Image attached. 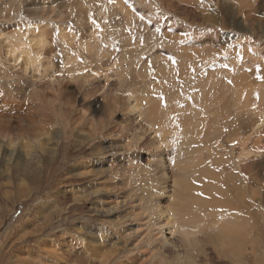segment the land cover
Here are the masks:
<instances>
[{
    "label": "rangeland",
    "instance_id": "rangeland-1",
    "mask_svg": "<svg viewBox=\"0 0 264 264\" xmlns=\"http://www.w3.org/2000/svg\"><path fill=\"white\" fill-rule=\"evenodd\" d=\"M262 3L0 0V76L20 80L24 91L16 96L20 105L0 107L11 111L6 114L12 115L16 127L12 139L24 132L19 126L29 129L22 139L31 144L32 129L46 141L47 132L57 128L59 144L49 143L43 156L33 149L40 157L33 162L38 159L39 166L56 149L78 140L65 158L69 167L44 182L12 175L10 162L1 160L0 264H100L103 253H114L112 246H102L113 242L122 253L106 264H142L153 254L150 264H264V153L254 155L262 151L264 124L252 125L264 121ZM79 5L82 18L77 17ZM103 5L106 10L99 13ZM227 9L231 16H226ZM61 29L73 37L68 32L62 36ZM44 36L46 43L36 45ZM20 47L31 50L34 64L20 54ZM75 53L87 65L80 80L63 67L66 55ZM95 69L97 76L88 79ZM210 78L219 80L218 90L228 93L219 107L202 103L216 93L207 85ZM1 88L0 100H5L9 90ZM229 94L232 102L227 106ZM235 104L247 109L240 112ZM43 110L63 111L66 122L54 116L49 124L37 114ZM4 113L0 111V119ZM159 113L165 115L166 126ZM243 146L254 152L249 158L241 156ZM30 157L21 153L23 166ZM83 162L93 169L88 177L79 174L87 170ZM187 166L202 199L213 205L200 204L203 221L187 220L178 196L177 180ZM208 166L217 174L212 184L221 183L223 190H211L207 177L199 179L207 175L203 170ZM101 185V190L95 189ZM112 207L115 210H108ZM239 210L247 215L249 226L229 241L219 225Z\"/></svg>",
    "mask_w": 264,
    "mask_h": 264
},
{
    "label": "bare ground",
    "instance_id": "bare-ground-1",
    "mask_svg": "<svg viewBox=\"0 0 264 264\" xmlns=\"http://www.w3.org/2000/svg\"><path fill=\"white\" fill-rule=\"evenodd\" d=\"M221 6H224V5H221ZM227 6V5H226ZM260 7H262L263 8V11H264V3H262L261 5H260ZM42 8V7H41ZM52 8V7H51ZM81 6L79 5V14L77 15V17L78 18H82V13L83 12H81L80 10H81ZM84 8V7H83ZM229 8V7H228ZM226 9V8H225ZM52 10V9H51ZM106 10V6H102L101 7V9H99L98 10V12L100 13L101 11H105ZM222 10V9H221ZM228 10V11H227ZM227 10H225L224 12H225V14H226V16L228 17V15H230V10L229 9H227ZM264 13V12H263ZM224 14V15H225ZM223 15V14H222ZM231 16V15H230ZM229 16V17H230ZM225 17V16H224ZM233 18V17H232ZM223 22L225 23L226 22V20L224 21L223 20ZM222 22V23H223ZM221 23V22H220ZM226 24V23H225ZM224 24V25H225ZM227 25V24H226ZM235 25V24H234ZM223 26V25H222ZM229 26V25H228ZM232 26V25H231ZM244 27V26H243ZM240 28V27H239ZM61 35L62 36H64L65 35V33H67L68 32V36H69V38H71V37H73V35L72 34H70V31H66V32H63L62 33V29H61ZM45 36L44 37H42V38H39L37 41L39 42H37V43H35L36 45H38L39 46V44H44V43H46V41H44L45 40ZM93 38V37H92ZM36 41V40H35ZM35 41H33V43L35 42ZM90 41V40H89ZM44 42V43H43ZM70 43V42H69ZM92 43V42H91ZM34 44V45H35ZM17 47H19V46H17ZM88 48V47H87ZM90 48V47H89ZM15 49V48H14ZM10 50H11V48H10ZM12 50H13V48H12ZM20 50H21V47H20ZM36 50V49H35ZM29 51H31V50H29ZM29 51L27 50V49H23V50H21V52H20V54L23 56V55H27L26 57L27 58H25L26 60H28V61H30L31 62V64H32V62L34 61L35 62V60H34V58L32 57V55H30L29 54ZM13 52H15V51H13ZM17 53V52H16ZM36 53V52H35ZM14 54V53H13ZM18 55L19 54H15V56H14V59H17L18 60ZM36 56V55H35ZM67 56V60L65 61V63H63V67H65L64 68V70L66 69V70H68V72L70 73V75H71V77L72 78H77V80L79 79L80 80V78L81 77H83V73H85L86 71V63H82V62H79L78 61V56H77V54L75 53V54H68V55H66ZM24 58V57H23ZM16 61V60H15ZM83 61V60H82ZM34 62H33V64H34ZM26 63V62H25ZM28 63V62H27ZM26 63V64H27ZM30 64V63H29ZM30 64V65H31ZM40 65V64H39ZM39 65H37V66H39ZM29 66V65H28ZM48 67V66H47ZM51 67V66H50ZM49 67V68H50ZM90 67V66H89ZM99 66L98 65H96V68H98ZM47 70H49L48 68L45 70V71H47ZM52 71V70H51ZM99 71V70H98ZM97 74H98V72H97V70L95 69V71H92L91 72V74H90V76L88 75V74H86V75H88L87 76V78L88 79H90V78H92L93 76L95 77V76H97ZM0 77H7V80H5V81H0V87H2L1 89H3V90H9L6 94H5V96H6V98L7 99H5V100H0V101H2V103H0V107L2 106V105H7V106H12L13 107V104H14V102H16L18 105H20V103L21 102H19L18 101V98L16 97V96H21V95H23V88H22V85H21V83H20V80H14V79H10V77L9 76H7V74H4V75H1ZM88 79H84V81L86 82V80H88ZM83 81V80H82ZM206 82L208 83L207 85H209L210 87H212V88H214V90L216 91V93L215 92H213L214 94V96L212 95V96H209L207 99H205V97H204V99H202V103L206 106V107H216V106H218L220 103H221V101L222 100H225V98H226V96L228 95V93H227V91L224 89V88H220V90H218V87L221 85V84H217V82H219V80H217L216 81V79H214V78H210L209 80H206ZM220 83V82H219ZM201 86V85H200ZM235 90V89H234ZM196 93V92H195ZM230 96H228V98L226 99V101H227V106H229V103L230 102H232V101H230L231 100V94H229ZM207 97V96H206ZM9 100H11V102L9 101ZM154 100V99H153ZM152 100V101H153ZM157 102V101H156ZM154 104L155 103H153V106H154ZM156 104H158V103H156ZM152 105V104H151ZM236 105V104H235ZM234 105V106H235ZM135 108L137 109V107H139V105H138V103H136L135 104ZM157 106V111H158V105H156ZM187 106L188 107H192V106H190L189 105V102H187ZM233 106V105H232ZM231 106V107H232ZM237 106V105H236ZM20 107V106H19ZM188 107H187V109H188ZM219 107V106H218ZM6 108H0V111H2V112H5L4 114H3V116H6V117H3V118H1L0 119V162H1V160L2 159H4L5 161H8V162H10V165H11V167H10V169L12 170L13 169V171H12V175H14V176H18V175H20V174H22L23 176H25L26 178H28L29 180H31L32 182H35V181H41V182H44V181H46V179H45V177H51V176H53V175H56V173H58L61 169H62V167L64 168V169H66V168H68L69 167V165H68V163H66L65 162V158H67L68 157V155L72 152L71 150L75 147L76 148V146H77V144H78V140L77 139H75V141H73V140H71V142H67L66 143V145L64 144V146L62 147V149L60 148H58V149H56V153H54L55 155H52L50 158H48V161L46 162L45 160H43V161H45L46 162V164H44L43 166H39L38 165V163L40 162L38 159L37 160H35L34 162H33V160L34 159H36V158H38L39 156H38V154L37 153H35V152H33L34 150L33 149H39L40 150V152H41V156H43V154L42 153H45V152H48V150H46V149H48L47 148V146L48 145H50L49 143H51V142H53L54 140H56L57 141V143L59 144V139H58V136L56 135V133L54 132V131H57V128H54V130H53V133H49V132H47V140L46 141H44V139H42L41 137H43V135L41 134V133H39V134H37V130L34 128V129H32L31 131H32V133L34 134V136H35V139L32 141V144H31V142L30 141H26V140H23L22 138H25L26 137V134H27V132H28V130L29 129H27V128H25L24 126L23 127H20L19 126V129L21 130V131H24V132H21L18 136H16V137H14V139H12V137H13V134L11 133V131H13L16 127L15 126H13V120H11L12 119V115H9V114H6L7 112H11V111H3V110H5ZM156 109V108H155ZM155 109H153L152 108V110L154 111ZM195 109V108H194ZM227 109V108H226ZM237 109L240 111V112H245V109H247V105H246V108L244 107L243 108V106H242V108L240 107V106H237ZM178 110H179V108H178ZM181 110V109H180ZM134 111H135V109H134ZM170 111V110H169ZM177 111V110H176ZM155 112V114H156V110L154 111ZM164 112V111H163ZM168 111H166L165 113H167ZM164 113V114H165ZM169 113V112H168ZM37 114H39V116L40 117H43L45 120H47L48 121V123L50 124V123H53V117L54 116H57V117H59V118H61V121L63 120V121H65L66 120V113H64L63 111L61 112V110H59V111H49V110H43V111H41V112H37ZM66 114V115H65ZM160 114V122H161V124H162V127L164 126V124H165V126H166V123L167 122H165V118H164V116L165 115H163V114H161V113H159ZM170 114V113H169ZM177 114H178V111H177ZM157 115V114H156ZM181 115V114H180ZM7 116H9V117H7ZM159 116V115H158ZM239 116V115H238ZM154 117V116H153ZM168 117V116H167ZM157 118V117H156ZM169 118H170V116H169ZM158 119V118H157ZM182 119V118H181ZM15 121V120H14ZM61 121H58V124H60V122ZM155 121V120H154ZM157 121V120H156ZM183 121V120H182ZM242 121V120H241ZM32 122L33 121H31V123L30 124H32ZM66 122V121H65ZM160 122H159V125H160ZM243 122V121H242ZM256 122V121H255ZM47 123V127H48V129L51 127H49V124ZM66 124V123H65ZM168 124V123H167ZM262 124H264V121H261V122H256V124H252V125H254L256 128H260V126L262 125ZM189 125V124H188ZM243 125V124H242ZM63 126H64V124H63ZM195 126V125H194ZM254 126H253V128L252 129H254L255 130V128H254ZM67 126H65V128H66ZM160 127H161V125H160ZM192 127H193V125H192ZM174 128H176V127H174ZM239 129V128H238ZM48 131H50V130H48ZM177 131V130H176ZM180 131V130H179ZM192 131V130H191ZM194 131V130H193ZM237 132V131H236ZM196 135H198V132H196L195 133ZM238 134V133H237ZM90 135V134H89ZM24 136V137H23ZM234 136V135H233ZM237 136V135H236ZM235 136V137H236ZM244 136V135H243ZM87 137V136H86ZM193 137H195V136H193ZM246 137H248V136H246ZM77 138V137H76ZM244 139L243 140H245V136L243 137ZM249 138V137H248ZM247 138V139H248ZM73 139V138H72ZM246 139V140H247ZM84 140V139H83ZM91 140H92V138H91ZM90 140V141H91ZM249 140V139H248ZM251 140H252V138H251ZM254 140V139H253ZM258 140H260V139H258ZM17 141H19V143L17 142ZM195 141H196V138H195ZM239 141H240V139H239ZM254 141H256V140H254ZM55 142V141H54ZM72 142L76 145H72ZM253 142V141H252ZM263 142V141H262ZM56 143V144H57ZM87 143V142H86ZM246 143V142H245ZM254 143H256V142H254ZM83 144V143H82ZM247 144V143H246ZM245 144V145H246ZM258 144V143H257ZM80 145V144H79ZM78 145V146H79ZM127 146V145H126ZM247 146V145H246ZM58 147H60V146H58ZM80 147V146H79ZM240 148V147H239ZM26 149V150H25ZM79 149H81V147L79 148ZM84 148H82L81 150H83ZM249 149V148H248ZM248 149H245V147L243 146L242 148H241V156L243 157V159H246V158H249V156L252 154V153H254V152H251L250 150H248ZM62 150H64L65 151V153L62 155L63 156V159L61 160V161H59V158H58V156L60 157V152L62 151ZM80 150V151H81ZM93 150L95 151H98V153H101L102 152V150L103 149H101V147H99V146H93ZM240 150V149H239ZM23 151L24 152H26L27 153V155H31L32 157H30V159L31 160H27L26 162H25V166H23L22 164L24 163V160L21 158V153H23ZM79 151V150H78ZM84 152H86V150H84ZM58 153V154H57ZM194 153H196V150H195V152ZM262 153H264V144L262 145V151H261V153H259V151H258V153L257 154H254L255 156H258V155H261ZM199 154V153H198ZM33 155H34V157H33ZM194 155V154H193ZM239 156H240V153H239ZM40 158V157H39ZM42 158V157H41ZM241 158V157H240ZM242 159V158H241ZM242 159V160H243ZM252 159V158H251ZM57 162H59V165H57ZM198 162V161H197ZM83 165H85L86 166V168H83V165L81 166L83 169H87L86 171H82V172H80L79 174H82L83 176H87V174H93L94 172H93V169H91V170H89L88 168H87V165L89 164H85V162H83L82 163ZM180 164H178V166H179ZM28 166H30V169H29V171L28 172H26V173H22L21 172V170H24V169H27V167ZM50 166H54V167H51V169H50ZM175 166H177L176 164H175ZM241 166V165H240ZM200 168V167H199ZM198 169V168H197ZM199 170V169H198ZM223 170V169H222ZM226 170V169H225ZM224 170V171H225ZM204 172H205V174H207V175H203L202 177H200L199 179L201 180V182H204V180H205V178L207 177L208 178V182H210V188H211V190H213V188L215 189V188H217V190L219 191V189H222V187H221V183L220 184H216V182H215V184H212V181H216L217 179H216V172H215V170L213 169V168H211V167H206L205 168V170H203ZM229 172V171H228ZM222 173V172H221ZM202 174V173H201ZM237 174V173H236ZM177 175V174H176ZM224 175H225V173H224ZM180 176V175H179ZM179 176L178 177H176V178H179ZM221 176L222 175H219V177L221 178ZM231 177V175H228V177ZM240 175L238 174V177H239ZM88 177V176H87ZM219 177H217L218 178V180L220 179ZM233 177V176H232ZM214 180H213V179ZM195 178L193 177V172L188 168V166L187 167H184L183 168V172H182V176L180 177V180H177L178 181V183L181 185V187H180V190L179 191H177L178 192V196H179V198H180V200H182V202H183V204L180 202H178V201H176L177 203H179V204H182L184 207L183 208H185L186 210V214H185V217L187 218V220H196V221H198V220H202L203 221V219H204V217H201L200 215H199V213H200V210H201V205H202V203H203V205H204V203H205V205H208L207 207L208 208H210V206L212 205H209L210 204V202H208V204H206V199L204 198V199H202V197H203V195L200 193V190H199V184H198V182H195V181H193ZM222 179V178H221ZM230 179V178H229ZM196 180V179H195ZM223 180V179H222ZM222 180H219V182L221 181L222 182ZM233 180V179H232ZM238 180V179H237ZM197 181V180H196ZM177 184V183H176ZM240 184V183H239ZM243 184V183H242ZM223 185V184H222ZM178 186V185H177ZM220 186V188L218 189V187ZM244 187V186H243ZM103 187H102V185H101V187H97V188H95L96 190H101ZM242 188V186L240 187V189ZM245 188V187H244ZM247 188V187H246ZM208 191V192H210V193H212V191ZM223 190V189H222ZM238 190V189H237ZM215 191L216 190H214V193H213V195H215ZM221 191V190H220ZM239 191V190H238ZM241 192L242 191H244V190H240ZM241 192H239V193H241ZM175 193V192H174ZM218 193V192H217ZM220 193H222L223 194V191L222 192H220ZM225 193V192H224ZM200 194L202 195L201 196V198H200ZM237 194V193H236ZM220 194H218L216 197H218ZM211 196V195H210ZM224 197H225V194L223 195ZM215 198L216 199V197L215 196H212V198ZM179 198H177V199H179ZM220 198V197H219ZM219 198H217V199H219ZM227 198V197H226ZM239 198V197H238ZM175 200V199H174ZM179 200V201H180ZM222 200V199H221ZM225 200H227V199H225ZM203 201H205V202H203ZM220 201V200H219ZM172 202V201H171ZM214 203V202H213ZM201 204V205H200ZM215 204V203H214ZM226 204V203H225ZM171 205V204H170ZM182 205H181V208H182ZM199 205H200V207H199ZM178 206H180V205H178ZM174 207V206H173ZM207 207H203V208H207ZM212 207H213V205H212ZM211 207V209H213ZM169 208V207H168ZM167 209V208H166ZM165 209V210H166ZM108 210H115V208H109ZM161 210H162V208H161ZM167 210H172L171 208H169V209H167ZM177 210V209H176ZM204 210V212H205V209H203ZM206 210H208V209H206ZM226 210V209H225ZM160 211V210H159ZM173 211V210H172ZM162 211H160L159 213V215H161V217L163 216L164 217V215L163 214H165V213H161ZM169 212V211H168ZM167 212V213H168ZM175 212H177V211H175ZM202 212V211H201ZM170 214H171V216L174 214V211L173 212H171L170 211ZM170 214H169V216H170ZM187 214H189V215H191L192 216V218L193 219H191V218H189L188 217V215ZM228 214V213H227ZM178 215V214H177ZM180 215V214H179ZM178 215V216H179ZM168 216V215H167ZM174 216V215H173ZM172 216V217H173ZM250 216V215H249ZM215 217V216H214ZM216 217H218V216H216ZM247 217V215L245 216L244 215V213L242 212V211H240L239 210V212L238 213H235V214H233V216H230V217H228V218H226L225 220H223V222H222V224L221 225H219V226H221V234L224 236V237H226L229 241H234L235 239H237V237H239V236H241V235H243V234H245V231H246V229H247V227L249 226V221H248V219L246 218ZM170 218V217H169ZM174 218V217H173ZM181 218H182V216H181ZM176 219L177 220H179V217H176ZM184 219V218H183ZM174 220V219H173ZM182 220V219H181ZM222 220V219H221ZM171 221V220H170ZM202 221H200V223L202 222ZM217 221V220H216ZM220 221V220H219ZM219 221H217V224L219 223ZM123 223L125 222V221H122ZM176 222V221H175ZM180 222H182V221H180ZM191 222V221H190ZM167 224H168V222H167ZM180 224V226H181V223H179ZM178 223H177V225H179ZM182 224H184V225H187L186 223H185V220L182 222ZM189 224V226H190V223H188ZM220 224V223H219ZM183 226V225H182ZM194 226V225H193ZM214 226V225H213ZM258 226V225H257ZM184 227V226H183ZM183 227H181L182 228V230H183ZM194 228V227H193ZM192 228V229H193ZM177 229V228H176ZM187 229V228H186ZM195 229V228H194ZM193 229V230H194ZM172 230V229H171ZM180 229L178 228V231H179ZM188 230V229H187ZM187 230H184V231H187ZM174 231V230H173ZM189 231H190V228H189ZM189 231H187V233L188 234H192L193 233V231H190V232H192V233H189ZM175 232H177V231H175ZM180 232H182V231H180ZM183 233H185L186 234V232H183ZM219 233V232H218ZM218 233H216L217 234V236H218ZM187 234V235H188ZM186 235V236H187ZM185 236V235H184ZM186 236H185V238H186ZM191 236V235H190ZM243 237V236H242ZM188 238H189V236H188ZM190 239V238H189ZM187 240V239H186ZM117 242H113V243H111V244H106V245H104V246H102V248L104 249V247H106L107 245H110V246H112L113 247V252L114 253H111V251H110V253L109 254H106V253H103L102 254V256L100 257L101 259H100V264H106L107 262H109V263H113V261H114V259H116V258H118L120 255H117L116 253H119V254H121L122 253V250H120V249H118L117 248ZM89 245V244H88ZM152 250H153V247L151 248ZM87 253H88V251H87ZM91 254V253H90ZM135 255H137V256H139L138 254H133V256H135ZM156 254H153L152 255V258L151 259H149V260H147V261H144L143 260V262H142V264H147V263H149L150 261H152V259L154 258V256H155ZM136 258H138V257H136ZM135 258V259H136ZM159 262H162L161 261V259H159L158 260ZM108 263V264H109ZM163 263V262H162ZM133 264H135V263H133ZM150 264V263H149Z\"/></svg>",
    "mask_w": 264,
    "mask_h": 264
}]
</instances>
